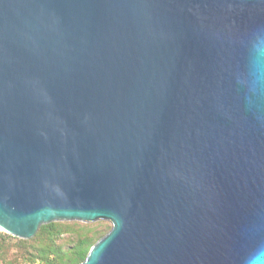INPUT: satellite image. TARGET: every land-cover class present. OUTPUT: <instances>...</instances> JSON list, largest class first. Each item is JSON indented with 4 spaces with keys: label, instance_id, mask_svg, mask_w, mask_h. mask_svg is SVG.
I'll list each match as a JSON object with an SVG mask.
<instances>
[{
    "label": "water",
    "instance_id": "1",
    "mask_svg": "<svg viewBox=\"0 0 264 264\" xmlns=\"http://www.w3.org/2000/svg\"><path fill=\"white\" fill-rule=\"evenodd\" d=\"M70 220L79 264H264V0H0V231Z\"/></svg>",
    "mask_w": 264,
    "mask_h": 264
},
{
    "label": "trees",
    "instance_id": "2",
    "mask_svg": "<svg viewBox=\"0 0 264 264\" xmlns=\"http://www.w3.org/2000/svg\"><path fill=\"white\" fill-rule=\"evenodd\" d=\"M110 229L105 220L52 221L28 238L0 231V264H79Z\"/></svg>",
    "mask_w": 264,
    "mask_h": 264
}]
</instances>
